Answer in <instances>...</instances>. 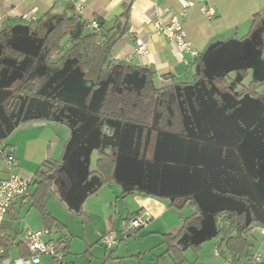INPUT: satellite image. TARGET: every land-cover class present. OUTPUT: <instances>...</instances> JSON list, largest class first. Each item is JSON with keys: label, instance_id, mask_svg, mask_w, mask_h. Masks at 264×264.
Instances as JSON below:
<instances>
[{"label": "rangeland", "instance_id": "374dc122", "mask_svg": "<svg viewBox=\"0 0 264 264\" xmlns=\"http://www.w3.org/2000/svg\"><path fill=\"white\" fill-rule=\"evenodd\" d=\"M251 38H245L239 46L234 44L243 50L237 52L231 47L230 56L244 59V66L257 73V77H262L264 75V59H262L264 50L256 46L259 41L257 36ZM27 39L30 41L24 44L30 47V53L25 56L21 55L25 58L18 60L17 55L8 54L5 58L9 60L8 57H10L11 61L16 63L15 66L18 65V69L23 68L27 71L32 69V74H37L38 71L44 72L43 78L40 76L42 79L39 77L37 79L40 85L36 86V93L48 96L52 106H56L53 115L69 124V128L65 129L69 136L64 137V170L68 172V178H61L64 180L62 186L58 177H54L52 182L56 195L52 194V196L56 198L54 199L55 208L54 206L52 208L50 203L48 206L46 199V209L49 207L54 210L64 220V223L68 224L65 231L72 235L71 249L76 264H107L103 256L104 244L97 241V238L107 234L113 228L119 234L123 230L125 222L123 218L128 212L137 211L140 207L139 198L136 199L137 196L134 193L126 194L123 189L130 191L135 187L150 192V199H157L170 208L161 217H153L151 220L153 225L159 222L166 224L165 220L170 218V221H175L181 228L185 218L196 211V207L190 204L191 200H195L201 210V213L197 215L200 218L187 224L185 231L176 239V245L184 248L188 241L197 242L200 237L213 233V216L218 209H233L246 214L248 218L247 200H255L256 197L264 207V97L263 99L255 98L254 101L250 99V96L240 98V100L231 99L234 104H237L232 108V111L236 113L232 112L231 119L238 126V128L235 125L232 126L234 134L237 136L239 134L237 129L241 128L240 132L247 135L240 143L239 151L243 157L241 159L236 151L221 144L232 145L230 138L234 134L227 133L229 137L227 139L221 130H216V127L210 128L212 120L204 125L198 123L201 119L209 120L211 117V112L205 111L204 107L195 108L192 123H189L190 117L186 115L188 123L185 122L184 135L156 132V135L158 134L156 136L150 133V130L134 124L118 122L115 119L113 121L98 115L97 103L104 89L102 83L95 87L87 100V90L91 87V81L88 82L87 78L82 76L81 71L71 65L72 61H67L59 69L44 65L46 47L43 44V38L36 36L27 37ZM263 41L264 35L261 43ZM5 44V40L0 42V47ZM204 72L207 75L210 74L208 68ZM232 77L240 78V71H236ZM245 80L247 82L249 76ZM179 86L187 88L192 85L177 84V88ZM40 102L45 103L41 100ZM233 103L226 102V110L231 108ZM89 104L95 109L97 116L90 114L88 117L87 113L80 110L88 109ZM212 113H214V120L218 114ZM258 113H261V116H258ZM254 124L256 126L248 131L247 128ZM146 131L148 132L143 137ZM108 144L114 148L112 152L115 158L113 179L101 185L96 192L89 194L101 181L99 175L94 172L89 173V170L97 169L99 155L98 150H93L92 147L104 150ZM242 162H245L250 175L254 176L252 185L243 172ZM255 167L256 170H254ZM115 173L118 179L125 181L124 188L115 177ZM186 197L188 199H185ZM58 202L62 204V207L58 205ZM144 211V209L139 210V213ZM18 227L20 225H17ZM145 230L144 227L140 231L133 230L127 237L119 240L118 254L126 256L127 253L140 254L143 264H152L153 252L150 250L157 247L159 239L156 235L146 233ZM255 233L261 236L258 229L254 231ZM86 240L92 243L88 247L91 249L89 253L83 251L86 247ZM203 248L204 255L211 257L213 243L205 240L202 244ZM155 252L157 254L158 250L156 249ZM198 252L199 250L195 252L190 247L183 253L186 259L192 260ZM14 256V251H11L10 257ZM122 260L129 262L127 259Z\"/></svg>", "mask_w": 264, "mask_h": 264}, {"label": "crops", "instance_id": "0c3cea01", "mask_svg": "<svg viewBox=\"0 0 264 264\" xmlns=\"http://www.w3.org/2000/svg\"><path fill=\"white\" fill-rule=\"evenodd\" d=\"M76 1L83 8L82 14L78 16L81 20L89 21L95 19L98 23H102L105 28L116 27L120 29L123 25V20L120 16L127 8L128 28L112 47L109 60L115 67L119 64H126L150 68L154 72L155 83L157 85H182L185 83L193 85V82H197V80H194L196 76H193L198 73L202 63L204 70L207 68L223 70L243 66L244 59L240 61V59L230 56L232 54L231 47L236 51H242L243 49L238 47L239 44H241L245 38H253L255 36L259 39L256 46L262 47L264 44V41L261 43V39L264 35V16L257 17L255 24H253V16L258 12H264V0H185L191 1L192 5L187 8L183 19V25L188 38L199 52L197 57L187 58L189 60L188 63L174 54L173 44L157 32L154 25V21L158 17H162L164 21H167L171 14L177 13L181 8V0ZM202 5L211 9L214 13L213 18L207 19L203 15L200 9ZM72 13L75 14V7L67 0H0V42L6 41V44L0 47V136H5L0 144L7 146V152H13L15 157L13 172L23 178H34L39 166L45 160L60 161L61 168L58 173L59 175L57 174L56 177H58V181L62 186L64 185V180L61 178H68V172L64 170V137L65 135L67 137L69 136L67 135V131L65 132V129L69 128V124L53 115L56 106H52L50 103L51 100L45 94L35 92L34 95L29 96L28 94L26 95L15 91L18 86L25 83L32 82L34 86L40 85V82L37 83V79L38 76L39 79H42L44 72L37 75L32 74V69H29L30 72L23 68L18 69V65L15 66L16 63H13L10 57H8L9 60H6L5 55H17L18 60L25 58L21 55L25 56V54L30 53V47L24 44L30 41L27 37L34 38L36 36H41L43 38L46 31L52 26L56 19L61 15H70ZM23 14H28L30 16L29 19L22 18ZM137 40L145 42L148 50L141 56L135 53ZM234 44H238V46H234ZM62 45L63 48H67L69 46V40L64 39ZM262 59H264V53H262ZM248 72L249 78L262 83L264 88V75L262 77H257V73L250 70H248ZM235 73L236 71L234 70L231 72V75ZM89 80L90 79L87 78L88 82ZM237 90L239 91L240 88L237 87ZM27 97H29L28 100L30 102L26 110L28 119L23 122H18L16 125L10 123L9 118L14 117L17 113L19 114V111L22 110L24 101H27ZM17 100H19L17 105L11 103ZM40 100L45 101V103L42 104ZM212 101L213 100H211V102ZM211 102L208 103V106L210 105L212 110L206 106L205 108H208L205 109V111L208 110L216 114L222 113V108L212 105ZM80 110L87 113L88 117H90V114L99 115V111L95 114V109L90 107V104L88 105V109L82 108ZM213 115L214 113L211 114L209 120L201 119L198 123L204 125L211 120L213 121ZM225 119L228 120L227 118ZM112 120L115 121L114 119ZM121 127L123 126L121 125ZM94 148H96L95 146L92 147V149L97 150V148ZM68 170L70 172V169ZM90 172H94L96 175L100 176L96 170H89V173ZM6 174L4 160L0 156V181ZM115 177L117 178L116 173ZM117 180L121 182L123 188L126 186L124 183L125 181L118 178ZM62 186H59V188H63ZM34 188L35 185H31L30 192H32ZM94 192L96 191L92 190L89 194ZM123 192H126V194L134 193V195L137 196L136 199L139 198L140 203L139 209L137 211L128 212L126 217L142 209L148 212L151 217L145 225L137 228L136 231H140L144 227L146 233L156 235L159 239V241H157V247L150 250L153 252L151 258L152 264H174L176 258L165 252L166 245L163 242V234H177L180 229L178 227L179 225L173 220L170 221V218L165 220L166 224L159 222L153 225L151 221L153 217H161L165 212L169 211L170 208L166 207V205L162 204L157 199H150V192L143 190L126 191L125 189H123ZM52 194L56 195L53 182L51 193L48 194L46 199L48 201V206L52 204V208L53 206L55 208L54 199L56 198L52 196ZM58 205L62 207L60 202H58ZM47 210L53 217L62 222L65 227L68 226L54 210L49 207ZM16 214L19 219L13 220L12 226L17 228V225H20L17 229L22 232L26 229L43 227V218L41 214L34 207H30L29 204H20V201H14L12 206L8 209L5 219L16 216ZM136 231L134 233H136ZM68 233L71 235L70 232ZM58 235L59 233H50L45 239L50 240L58 237ZM260 237L261 236L256 233L250 237L253 242L252 247L249 249L250 253L255 251L264 253V239H260ZM99 239L98 237L97 241L100 242ZM205 240H209L213 243V253L211 257L206 254L204 255V251H202L204 250V248L202 249V244ZM71 242L69 252L62 259L64 264H76L73 259L74 253L71 249ZM89 242L91 241L86 240V247L83 249L85 253L91 252V249H88V247L92 243ZM197 242L200 243L199 252L195 254L192 260H190V258L186 259L183 253L185 257L183 264H227L228 260L222 258L218 252H215L216 238L213 237V233L209 236L200 237V240ZM103 246L105 247L103 256L107 260V264H143L140 254L127 253V256L118 254L117 249L119 244L111 248H107L105 245ZM187 246L185 247L186 249H188ZM156 249L158 250L157 254L155 252ZM11 251H14V257L18 256L15 249ZM263 253H261L262 257H264ZM122 259H127L129 262H126V260L123 262L124 260ZM52 263L56 264L53 256H41L40 264Z\"/></svg>", "mask_w": 264, "mask_h": 264}, {"label": "trees", "instance_id": "16d2710c", "mask_svg": "<svg viewBox=\"0 0 264 264\" xmlns=\"http://www.w3.org/2000/svg\"><path fill=\"white\" fill-rule=\"evenodd\" d=\"M260 16H264V12H258L253 16V24H255L257 17ZM120 17L123 20V25L120 29L116 27L105 28L102 23H99L97 29L88 30L85 27L86 21L81 20L75 14L61 15L53 22L43 37V44L46 47L44 56L45 65L59 69L67 61L71 60V65L78 68L83 77L92 81L90 90L100 82L108 80L114 69L120 70V77H123L125 72L135 73L143 79L142 85L138 89L133 87L127 89L122 85L123 82L114 89L111 81H108L104 98L99 106V115L105 118L120 119L135 125H145L151 120L148 116V108L154 104L156 107L159 106L161 114L157 124L165 131H172L174 127H179L181 114L178 113L176 108L168 111L163 105H159L157 103L158 97L156 96L160 91L170 89L171 84L156 87L154 84V72L150 68L126 64H119L115 67L109 60L112 47L128 28L127 8ZM64 39L69 40L67 48H63L62 43ZM262 48L264 50V44ZM242 53L240 54L243 55ZM248 68L244 65L223 70L209 68L211 73L209 79H211V83L215 87L212 92L213 97H215L212 105H221L222 102L219 96L225 93H229V96H232V98L234 96V99L237 98V100L240 98L244 99L246 96H250V99L252 97L258 98L263 96L264 88L262 83L250 78L246 82L245 79L249 75ZM234 70L240 71V78L235 79L232 77L231 72ZM195 76V81H199L200 78L204 80L208 79L207 73L204 72L203 63L198 73L193 77ZM210 86L211 84L207 82L206 87ZM237 87L240 88L239 91ZM15 91L32 96L36 92V86L32 82L21 84ZM144 98H147V100L145 101ZM236 105L233 104L231 108ZM218 115L215 119H220ZM27 119H21L19 122L26 121ZM4 138L5 136H0V143ZM6 149V145L0 144V156L2 159H4ZM113 149L109 144L104 147V150L97 148L99 155L96 171L100 174L101 181L93 188V191H96L101 185L109 183L113 179L115 167V158L112 154ZM60 168V161L45 160L36 171L35 177L31 179V185H35L33 191L29 192V195L24 199L19 198L15 200L20 201V204H29L30 207L37 209L43 218V227L49 230V234L59 233L58 237L50 239L55 243V255L53 258L56 264H64L62 261L58 262L57 257L62 256L63 258L69 252L72 237L67 231H64L65 225L53 217L46 209V196L52 190V180L60 172ZM135 189L141 191L135 187L130 191H134ZM185 199H188V197ZM190 204L196 207V211L191 216L185 218L184 224L177 234H163V242L166 245L165 252L176 258L174 264H183L185 260L183 252L186 249L178 247L175 243L176 239L185 231L187 224L200 218L197 215L201 213V210L197 206L196 201L191 200ZM248 211V218H246V214L229 208H221L214 213L213 237L216 238V250L222 258L228 261L244 260L252 254L249 252L253 244L250 238L254 234L252 229L262 224L252 216L250 210ZM134 214H129L125 220ZM18 219V215L16 214V216L4 219L0 223V247L3 249V252L0 254V260L3 257L10 256L12 249L17 251L18 256L29 255L28 249L22 243L21 235L23 232L12 226V221ZM136 229L121 230L119 240L124 239ZM187 247H191L196 252L199 250L200 243L188 241Z\"/></svg>", "mask_w": 264, "mask_h": 264}, {"label": "built area", "instance_id": "2783aa9c", "mask_svg": "<svg viewBox=\"0 0 264 264\" xmlns=\"http://www.w3.org/2000/svg\"><path fill=\"white\" fill-rule=\"evenodd\" d=\"M75 7L76 16H80L83 12L82 6L76 0H67ZM192 5L191 1L181 0V8L177 13L171 14L167 21H164L162 17H158L154 21L156 31L167 38L174 46V54L188 63L187 58H195L199 55V52L193 46L192 42L187 36L186 30L183 25V19L186 14L187 8ZM201 12L207 19L214 17V13L210 8L205 5L200 7ZM28 14H23L22 18L29 19ZM85 27L88 30H94L99 27V23L95 19L86 21ZM145 42L137 40L135 53L138 56L146 53ZM4 165L6 176L0 181V223L5 219V215L10 208L12 202L16 199H24L29 195L31 187V179L23 178L20 175L13 172L15 157L12 151H5ZM150 215L148 212L135 213L129 219L123 223V230H131L141 227L149 220ZM128 228V229H127ZM259 230L261 236L264 239V225L256 226L252 229ZM49 235V230L45 227L37 229H26L22 234V243L28 249L29 255L17 256V257H3L0 260V264H40L41 255H55V243L51 240H46L45 237ZM125 235V234H123ZM100 241L107 247L111 248L119 241V234L110 229L107 234L100 236ZM3 249L0 247V254ZM217 253V250H215ZM62 256L57 257V261H62ZM227 264H264L262 254L258 251L252 253L247 259L239 261H228Z\"/></svg>", "mask_w": 264, "mask_h": 264}, {"label": "flooded vegetation", "instance_id": "af4514ba", "mask_svg": "<svg viewBox=\"0 0 264 264\" xmlns=\"http://www.w3.org/2000/svg\"><path fill=\"white\" fill-rule=\"evenodd\" d=\"M120 73L121 72L119 69H114L112 74L109 76L108 80L100 82V83H102L104 89H103V92L101 94V97L98 96L99 102L97 103V108H98L97 111H99V106L102 102V99L104 98L108 81H111V83H112L111 85L114 89L117 88V85L121 84V82H123L122 85L127 89H131L132 87L138 89L142 85L143 79L141 77L137 76L135 73L125 72L123 77H120ZM34 74H36V73H34ZM38 74H41L40 71H38L37 75ZM209 77L207 80L200 78L199 81L193 82V85L189 86L187 88H185L184 86H179L177 88V85H171L170 89H168V90L164 89V90L160 91L159 94H156V96L158 97L157 103L159 105H163L165 107V109H168V111H171L172 108H176L178 113L181 114V117L179 120L180 125L178 128L174 127L172 131H168V130L165 131L164 129L160 128V126L157 124V121L161 115L160 114V108H159V106L156 107L154 104L149 106V108H148L149 109V115L148 116L151 119L150 122L145 124V125L144 124L143 125L142 124L141 125H135L134 124V125L137 127H142L144 129L150 130V133H153L155 135H156V132H158V133L159 132L176 133L179 135H184V129H185V125H186L185 122L188 123V121L186 120V117L189 116L190 117L189 123L190 122L192 123V118L194 116L195 108L204 107V109H207L208 107H210V105L208 106V103H210L211 100H213V101L215 100V97H213V95H212V92L214 91L215 87L211 83L212 81H211V79H209ZM207 82L211 84V86L208 88L206 87ZM100 83L96 87H98L100 85ZM154 84L156 87L162 86V85H157L155 83V79H154ZM91 87H92V81H91ZM90 88L88 89L87 100H89L88 98H90L92 92L95 89V87L92 88L91 90H90ZM263 97L264 96L258 97V98L263 99ZM219 98L222 102L221 105H219V107L222 108V113H219V115L220 114H222V115H220V119L218 118V119H214L212 121V123L210 124V128L214 129V127H216L217 128L216 130H221L225 134L227 139H229V137L226 134L227 133L234 134V130H233L232 126L235 125V127H237V128H238V126L236 125L235 121H233L231 119L232 118V112L236 113V111H234V110L232 111V108H229L228 110H226L225 103L226 102L228 104L233 103L231 101V99L233 100L234 98L229 96V93H225L223 95H220ZM255 98L256 97L252 98L253 101L255 100ZM28 99H29V97H27V101H24V104L22 105V110L19 111V114L17 113V114H15L14 117L9 118L10 123H13L14 125H16L21 119L28 117L27 111H26L28 108L27 106L30 105V102ZM144 99H145V101L147 100V98H144ZM207 100L210 102H208ZM248 100H249V98H248ZM213 101L211 102L212 104L214 103ZM192 102H193V104H192ZM206 103H207V105H206ZM253 105L257 106V104H253ZM206 106H208V107L205 108ZM193 108H194V110H193ZM230 112H231V115H230ZM258 116H261L260 113H258ZM225 118H227L228 120H226ZM110 119H112V118H110ZM115 120H118V121L123 122V123L125 122V121L120 120V119H115ZM125 123H129V122H125ZM129 124H133V123H129ZM254 126H256V124L247 128V130L250 131V129L253 128ZM257 127H260V126H257ZM239 129H241V128H239ZM239 129H237L239 134L237 133L238 134L237 136H235V134H234L233 137L230 138L232 140V143H231L232 145H226V143H221V144H222V146H225L228 149H232V150L236 151L238 153V155L241 157V159H243L242 155L240 154L239 148H240V143L245 140L247 135H245L243 132L241 133ZM147 132L148 131H146L145 134H143V137L147 134ZM156 136H158V134ZM221 144H218V145H221ZM242 165H243V167H242L243 172L246 174V177L248 179H250L252 182V177H254V176L250 175V172L248 171V169L245 165V162H242ZM252 165H256V164H252ZM254 170H256V167L254 168Z\"/></svg>", "mask_w": 264, "mask_h": 264}, {"label": "water", "instance_id": "95a60500", "mask_svg": "<svg viewBox=\"0 0 264 264\" xmlns=\"http://www.w3.org/2000/svg\"><path fill=\"white\" fill-rule=\"evenodd\" d=\"M240 48V47H239ZM242 49V48H241ZM15 103L14 105H17L19 103V100L16 102H11ZM250 184L252 185V182L250 179H248ZM248 202V208L252 214V216L262 225H264V207L262 206L261 202L258 200L256 197L254 201L252 200H247Z\"/></svg>", "mask_w": 264, "mask_h": 264}]
</instances>
